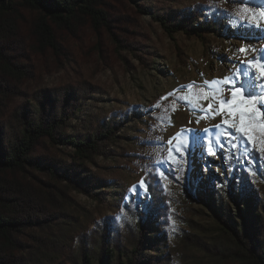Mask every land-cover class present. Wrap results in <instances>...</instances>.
<instances>
[{
	"label": "trees",
	"instance_id": "trees-1",
	"mask_svg": "<svg viewBox=\"0 0 264 264\" xmlns=\"http://www.w3.org/2000/svg\"><path fill=\"white\" fill-rule=\"evenodd\" d=\"M137 1L0 0V264H187L171 249L140 259L145 241L130 236L122 243L110 230L101 239L94 232L91 245L78 242L73 257L65 250L70 237L63 217L73 205L71 192L93 195L91 184L83 188L76 173L114 155L120 126L114 118L85 112L82 105L93 92L86 81L50 87L44 76L78 57L102 54L109 44L140 57L135 34L144 14L158 20L170 37L181 31L204 44L209 33L218 35L226 14L224 5L203 0V7L172 21L169 13L154 16ZM240 1L264 6V0ZM235 153L245 159L252 146L239 140ZM160 164H151L144 174L151 201L150 211L139 213L141 232L149 231L145 226L156 211L164 217L168 209L170 186L160 175L165 171ZM241 176L240 183L231 181L228 193L237 202L245 197L244 212L233 215L221 195L202 197L225 240L182 237L218 264H264V205L254 202ZM96 178L93 173L91 181Z\"/></svg>",
	"mask_w": 264,
	"mask_h": 264
},
{
	"label": "rangeland",
	"instance_id": "rangeland-1",
	"mask_svg": "<svg viewBox=\"0 0 264 264\" xmlns=\"http://www.w3.org/2000/svg\"><path fill=\"white\" fill-rule=\"evenodd\" d=\"M201 1L137 3L148 7L154 16L167 12L174 21L192 8L203 7ZM209 1L224 5L226 14L218 35L208 34L207 44L181 31L170 37L158 20L144 14L135 34L140 57L117 51L109 44L102 54L92 52L78 57L44 76L43 83L50 87L86 81L93 92L82 105L85 112L114 118L120 126L114 155L98 158L87 170L76 173L75 180L83 188L91 184L93 195L71 192L73 205L63 217L64 232L70 237L65 246L69 257L77 253L78 242L91 245L94 232L101 239L103 231L110 230L118 233L122 243L130 236L145 241L146 249L143 253L139 250L143 260L171 249L175 256H184L187 264H218L196 242L182 241L184 234H191L197 242L225 240L203 195L223 196L233 215L244 212L245 197L237 202L228 193L231 181L240 183L244 173L248 194L258 205H264V131L257 128L254 142L248 143L252 154L240 160L235 150L242 134L232 136L226 127L216 128L223 117L201 110L208 104L204 92L213 97L214 107H218L216 101L221 95L230 98L231 81L242 84L258 104L264 103V88L258 86L264 81L259 80L260 72L252 66L264 65V18L259 17L264 6L240 0ZM241 48L246 51L241 52ZM212 81L215 83H206ZM254 123L264 124V118L258 117ZM206 128L207 133L203 131ZM206 141L211 142L215 156L207 155ZM153 163L165 166L170 199L168 209L162 212L164 217L156 211L152 221L147 223L145 218L149 231L141 232L139 213L150 211L151 195L147 185L138 198L131 189L144 179ZM93 173H97L94 182ZM55 255L59 257L60 252Z\"/></svg>",
	"mask_w": 264,
	"mask_h": 264
},
{
	"label": "snow or ice",
	"instance_id": "snow-or-ice-1",
	"mask_svg": "<svg viewBox=\"0 0 264 264\" xmlns=\"http://www.w3.org/2000/svg\"><path fill=\"white\" fill-rule=\"evenodd\" d=\"M259 17L264 18V10L259 12ZM240 51L244 52L246 49L241 48ZM252 66L260 72L259 80L264 81V65L253 63ZM206 83H215V81ZM225 83H229V80H226ZM258 86L264 88V83H259ZM188 88L191 89L192 85H188ZM229 90L231 93L230 98H224L221 95L220 99L216 101L218 107H214L213 97H210L207 92H204V90L201 89V91L204 92L203 99L208 101L207 108H202L201 110L204 112L211 111L215 116L223 117L222 124H217L215 127H226L227 132L232 136L242 134L239 139L247 145L250 142H254V134L257 128L264 131V124L254 123L258 117L264 118V103L258 104L257 98L255 96L247 95L243 85H237L236 81H231L229 83ZM185 99H187V97H185ZM197 123H199V121H197ZM233 129L234 131H232ZM189 131L192 130L190 129ZM203 131L207 133L209 129L206 128ZM206 142L209 143L207 155L215 156L217 153L213 150L211 142ZM177 151H180V149L177 148ZM187 154V152L184 153L185 156ZM169 155H172L171 150H169ZM159 167L164 168L165 166L162 163ZM168 167L170 169V166ZM160 175L162 178H167V173L165 171H162ZM147 184L148 181L146 179H142L138 185L133 186L131 192L138 198L141 191H145V185Z\"/></svg>",
	"mask_w": 264,
	"mask_h": 264
}]
</instances>
